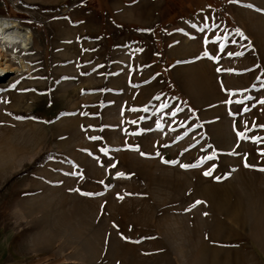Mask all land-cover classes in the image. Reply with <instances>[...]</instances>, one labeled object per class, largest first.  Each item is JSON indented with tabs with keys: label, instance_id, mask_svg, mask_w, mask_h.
I'll return each instance as SVG.
<instances>
[{
	"label": "rangeland",
	"instance_id": "374dc122",
	"mask_svg": "<svg viewBox=\"0 0 264 264\" xmlns=\"http://www.w3.org/2000/svg\"><path fill=\"white\" fill-rule=\"evenodd\" d=\"M2 16L34 44L0 81V264H264V0Z\"/></svg>",
	"mask_w": 264,
	"mask_h": 264
},
{
	"label": "clouds",
	"instance_id": "9594fccd",
	"mask_svg": "<svg viewBox=\"0 0 264 264\" xmlns=\"http://www.w3.org/2000/svg\"><path fill=\"white\" fill-rule=\"evenodd\" d=\"M32 42L31 31L20 30L17 21L8 17H0V52L11 48L13 50L28 49ZM27 62H21V68L26 69Z\"/></svg>",
	"mask_w": 264,
	"mask_h": 264
},
{
	"label": "bare ground",
	"instance_id": "6f19581e",
	"mask_svg": "<svg viewBox=\"0 0 264 264\" xmlns=\"http://www.w3.org/2000/svg\"><path fill=\"white\" fill-rule=\"evenodd\" d=\"M8 18H11V19H14L15 21H17L19 26H20L21 31H23L25 29H28L31 31V29L29 27L26 28L25 26H23L20 23V21L16 20L15 17L12 16V17H8ZM31 34H32V42H31V45L28 49H26V50H24V49L8 50L7 49L6 51L0 52V73H3V74H0V81L10 77L11 75H14V74L17 75V74L24 73L25 71H27L29 69V64H27L26 69L21 68V62H24L21 54L29 51V49L34 44L32 31H31Z\"/></svg>",
	"mask_w": 264,
	"mask_h": 264
},
{
	"label": "snow or ice",
	"instance_id": "6c2138e0",
	"mask_svg": "<svg viewBox=\"0 0 264 264\" xmlns=\"http://www.w3.org/2000/svg\"><path fill=\"white\" fill-rule=\"evenodd\" d=\"M217 71L219 72L220 69H217ZM0 74H3V73H0ZM16 83L18 84L19 81H17ZM15 86H16L15 84L12 85V87H15ZM228 102H230V101H226V103H228ZM237 103H239V102L237 101ZM259 103H260L261 105H264V100H260ZM132 110L135 111V109H132ZM245 110L247 111L248 109H245ZM144 111H147V108H145ZM17 119H21V118H20V117H17ZM133 123H135V121H133ZM245 126L247 127V125H245ZM254 127L264 128V125H255V124H254ZM237 135H238V138H240V139H244V138H246L245 135H244L243 133H238ZM89 139H99V138H98V137H90ZM251 139L253 140L254 143H259V142H261L262 140H264V138H261V137H252ZM128 150L139 151V148H138V147H131V146H130ZM140 155H141V156H147V154H146V153H143V152H141ZM157 155H159V153H157ZM261 155H264V152H261ZM210 158H211V157H209V159H210ZM162 162H163V163H166V164H176V163H178V162H176V161H165V160H163V159H162ZM198 166H199L198 164H194V165H183V164H181V165H180L181 168L198 167ZM113 167H115V165H113ZM245 167H251V166L248 165L247 163H245ZM211 171H212V170L205 171L203 174H204L205 176H210V175H211ZM259 171L264 172V168L259 169ZM117 175H118V176H123L124 174H123V173H118ZM216 179L219 180L220 178L217 177ZM101 183H103V182L101 181ZM77 191H79V190L77 189ZM85 195H99V194L88 193V194H85ZM118 199H123V197H118ZM202 203H204V202H203V201H195L194 204L192 205V207H196L197 205L202 204ZM205 215H207V213H205ZM122 238H123V237H122Z\"/></svg>",
	"mask_w": 264,
	"mask_h": 264
}]
</instances>
